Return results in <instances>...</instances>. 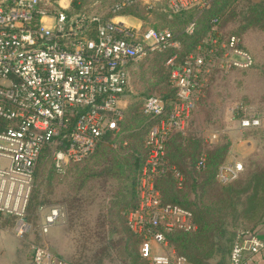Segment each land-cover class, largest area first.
Listing matches in <instances>:
<instances>
[{
	"label": "built area",
	"instance_id": "built-area-1",
	"mask_svg": "<svg viewBox=\"0 0 264 264\" xmlns=\"http://www.w3.org/2000/svg\"><path fill=\"white\" fill-rule=\"evenodd\" d=\"M212 0H169L172 15L209 9ZM74 0H0V214L16 218L14 232L25 239L31 231L26 212L35 187L34 174L44 152L53 168L65 174L89 158L109 133L121 134L123 104L130 96V68L152 55L179 50L169 29H142L92 12L73 10ZM138 0H122L118 14ZM195 31L189 22L186 35ZM168 82L176 92L168 109L159 96L143 100L142 113L153 123L145 141L147 156L138 179V208L127 214L130 230L141 239L139 254L148 264H193L178 256L167 236L194 232L193 214L165 204L155 181L166 172V146L183 134L205 82L214 71L247 72L252 53L238 36H223L214 21L207 40L196 51L167 63ZM264 115L238 106L233 120L242 131L258 129ZM204 159L199 162V167ZM243 165L225 162L217 181L237 179ZM178 182L182 181L174 171ZM43 211V209H41ZM65 220L62 207L43 218L40 236ZM31 264H71L56 256L46 242L31 245ZM264 249L250 230H238L228 264H249Z\"/></svg>",
	"mask_w": 264,
	"mask_h": 264
},
{
	"label": "rangeland",
	"instance_id": "rangeland-1",
	"mask_svg": "<svg viewBox=\"0 0 264 264\" xmlns=\"http://www.w3.org/2000/svg\"><path fill=\"white\" fill-rule=\"evenodd\" d=\"M119 1L122 0H76L77 6L73 4V10L78 8L77 11H88L107 18L113 15L111 10ZM168 1L138 0L133 6L137 13L133 17L139 20L142 29H170L179 36L186 21L169 17L166 13ZM220 1L225 7L221 14V30L226 36L233 34L242 39L255 59V66L247 72H212L185 132L173 143L171 152L172 167L180 171L186 180L184 191L179 192L182 202L201 214V219L215 223L206 246H189L190 254L205 264L224 261L225 253L231 248L233 233L251 224L252 217H245L244 214L246 198L261 201L264 197V119L260 128L248 131L240 130L233 120L234 111L240 105L264 115V0ZM161 56L152 55L130 68L131 91L124 108L125 112L132 108L130 120L138 124V136L132 141V145L137 143L139 146L137 149L128 146L127 135L132 130L123 123L119 139L108 144L110 149L103 158L94 157L81 165H71L61 175L55 172L49 153H45L38 163L35 189L40 191L39 201L46 204L37 208L30 224L38 230L49 209L62 207L65 220L52 228V234L40 236L39 242H46L54 253L68 262L139 264L130 256L134 248L139 250V247L134 246L125 233L121 222L124 213L119 212L123 204L119 206L121 201H108L106 198L108 190L119 189L120 181H103L89 175L82 189L85 201H80L81 207L69 211L68 202H72L70 199L76 195L79 182L84 178L76 171L91 167L103 169L102 165H128L132 153L140 155L141 149L145 148L149 118L142 113L143 100L171 94L167 87L169 70L165 57ZM236 140L252 144V151L249 154L238 152L236 157H230ZM226 146L228 151L223 162L236 161L244 166V172L229 190L210 180L198 168L200 159ZM232 189L235 192L228 197L227 191ZM227 197L229 201L224 202ZM210 253L215 257L210 259Z\"/></svg>",
	"mask_w": 264,
	"mask_h": 264
},
{
	"label": "trees",
	"instance_id": "trees-1",
	"mask_svg": "<svg viewBox=\"0 0 264 264\" xmlns=\"http://www.w3.org/2000/svg\"><path fill=\"white\" fill-rule=\"evenodd\" d=\"M221 3L222 2L220 0H212L209 9L202 13L189 11V12H184V13L177 14V15H172L166 12L169 15V17H171L172 20L186 21V25L189 22H192V21L195 22V31L192 35L189 36L184 33V29H183L182 33H180L179 36H176L174 32L171 30L173 34L175 35L176 40L180 43V49L179 50L171 49L165 53H159V55H162L161 57H165V61H164L165 63H167V61L173 56H177L178 61H181L183 60L184 57L190 54H193L196 51L197 45L201 44V42L204 41L205 36L211 33L214 21H217L219 23V31L223 34V36H226L224 32L221 30V14L223 13V10L225 8L223 5H221ZM73 4L74 6H77L76 0H74ZM133 6L135 5L126 7L123 11H121L120 13L116 15L112 13L113 15H111V17H107V18L102 17V16L101 17L103 21H108L110 20V18L112 19L113 17L118 16V15L119 16L120 15H131V16L136 15L137 13L135 10H133ZM76 9L78 10V8ZM77 12H83V11H77ZM96 15H99V14H96ZM168 77H169V73H168ZM167 87H169L171 94L162 95L159 97L166 102L167 108L170 109L173 107V104L176 98V92L170 86L168 80H167ZM131 114H132V108H129L126 112H124V120L121 125L123 126V123H124V125H126L129 130H132V132H130L127 135V140H129L128 146H132L135 149H137L139 146L137 145V143L132 145V141L134 138H136V136H138L136 134L138 124L136 122L135 123L131 122L130 120ZM152 123L153 122L151 120L149 121L148 119V124L146 126L147 133H149ZM119 136L120 135L114 136L111 133L106 135L104 139L102 140V142L97 147V149L95 150V152L83 162L76 164V166L81 165L94 157L103 158L105 152H108V150L110 149L108 144L110 142L115 143L119 139ZM180 136H182L181 133H175L170 138L169 142L167 143L166 156H165V160L167 163L166 172L156 179L155 188L160 193L162 200L165 204L176 205L185 210L190 211L193 214L194 224L196 226V230L194 232H189V233L175 232V233L168 235L167 240L169 242V245L175 250L178 256L185 257L188 261L192 262L193 264H205V263L198 262L196 258L190 254L189 246L190 245H195L198 247L206 246V243L210 239V235L213 233L215 229L213 226L215 223L210 224L209 221L201 219V214H199L196 211L195 212L192 211V209H190L189 206H187L184 202H182L183 198L179 196L180 195L179 192L184 191L186 187V180L180 171L172 167L173 162L171 161L172 159L171 152L173 148V143ZM227 151H228V147L226 146V148H223V149L219 148L214 153H209L205 158H203L204 159L203 166L202 167L198 166V168H199V171L207 174L210 180H212L213 182L215 181L219 186L228 188L229 190L232 188L231 186L239 180L240 176L244 172V166H243V171L238 175L236 180H234L233 182L227 185H221L217 181V175H218V171L220 167L225 163L223 161L227 155ZM45 153H48V152H44L42 157H44ZM132 154L133 155H131V160L129 161L128 165L127 164H125L124 166L123 164H119V166L118 165L117 166L116 165H102L104 166L103 169H101L100 167H91L89 169L76 171L77 174L84 175V178L83 180L79 182L77 192L75 193L76 195L70 199V201L72 202L71 203L68 202V205H69L68 210L73 211V210L79 209L81 207L80 201H85V199H83L82 197V189H83V186L87 184V181H85V179L89 175L90 177H94L95 179L99 178V180L102 179L103 181H108L109 179H112L113 182L115 180L120 181L121 184L119 185V189L108 190L106 198L108 199V201H121L119 206L123 204L122 205L123 208L119 210V212L121 211L124 213V217L121 220V222L124 225L125 233L128 236H130V239H132L134 246H137L138 248L140 247L141 239L138 236H136L134 233H132V231L130 230L128 226V222H127V214L132 211H135L138 208V197H137L138 179L140 176L141 169L144 165L147 152L145 148L144 149L142 148L140 151V155L136 153H132ZM174 171H176L177 173L181 175L182 177L181 182H178V180L175 179ZM38 175H39V171L36 170L34 174L35 181ZM232 192H235V191L233 189L230 191H227L228 197L231 195ZM39 194H40V191L36 190L34 187L32 196L28 204L26 217H25L26 221L31 226L30 233L35 235L34 243H37V244L41 243L39 242L40 228L37 230V228L34 227L35 225L33 226L32 224H30L31 223L30 221L33 220L31 217H33L34 213L37 211V208L40 205L46 204L45 201H39ZM228 197H227L228 200H225L224 202L229 201ZM263 206H264V197L263 199H261V201H251L249 200V197H247L244 214H245V217H247V215L252 217V222H250L251 224H248L246 228L238 229V230H253L252 228H250V226L254 224L257 221V219L260 217L261 212L263 210ZM218 212H219V209H218ZM15 223H16V218L5 217L0 214V227H12L15 225ZM238 230H236L233 233L232 238H231V248L229 251L225 253L226 257L224 261H221L219 264H228V260H229V256H230V253L233 247L235 235ZM193 238H196V239H193ZM54 254L62 258L56 253ZM130 256L134 257L136 259L135 262H138L139 264H148L147 261H145L144 259L140 257L139 250L136 249V247L134 248V251L130 253ZM208 256H210L209 257L210 259L215 257L214 254L212 253H210ZM70 263L75 264L72 262Z\"/></svg>",
	"mask_w": 264,
	"mask_h": 264
},
{
	"label": "crops",
	"instance_id": "crops-1",
	"mask_svg": "<svg viewBox=\"0 0 264 264\" xmlns=\"http://www.w3.org/2000/svg\"><path fill=\"white\" fill-rule=\"evenodd\" d=\"M112 20L115 22H123L135 28H140L142 26L139 20L131 15L115 16ZM210 34L211 33H209L204 40H207ZM128 102L127 99L123 106L126 107ZM231 149L230 157H236L239 155L238 152L243 151L246 152V154L247 152L249 154L252 151V144L246 141L236 140ZM14 226L0 227V264H31L30 248L35 242V235L29 233L25 239H19L15 235ZM250 228L253 229L250 230L253 234L264 241V206L260 217L250 226ZM52 232V229H50L48 234L50 235ZM249 264H264V249L260 251V253L257 254Z\"/></svg>",
	"mask_w": 264,
	"mask_h": 264
}]
</instances>
